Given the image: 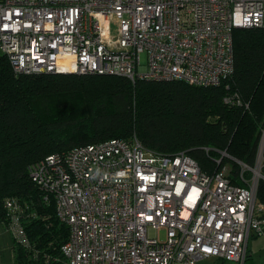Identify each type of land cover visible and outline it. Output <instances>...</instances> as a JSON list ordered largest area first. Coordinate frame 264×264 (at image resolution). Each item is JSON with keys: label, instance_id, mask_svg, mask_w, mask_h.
Returning a JSON list of instances; mask_svg holds the SVG:
<instances>
[{"label": "built area", "instance_id": "built-area-1", "mask_svg": "<svg viewBox=\"0 0 264 264\" xmlns=\"http://www.w3.org/2000/svg\"><path fill=\"white\" fill-rule=\"evenodd\" d=\"M240 29H264V0H0V52L16 75L218 87L235 72L234 32ZM225 103L241 100L234 94ZM225 157L208 174L185 152H154L133 138L76 147L32 166L33 182L45 202L54 199L69 230L52 262L198 264L217 258L244 264L251 237L264 235V206L257 203L258 182L244 178L256 170L232 159L246 187L236 185L233 166H221ZM5 207L6 229L32 249L22 223L26 208L18 200Z\"/></svg>", "mask_w": 264, "mask_h": 264}, {"label": "trees", "instance_id": "trees-1", "mask_svg": "<svg viewBox=\"0 0 264 264\" xmlns=\"http://www.w3.org/2000/svg\"><path fill=\"white\" fill-rule=\"evenodd\" d=\"M235 72L218 87L201 88L184 81H154L117 76L16 75L0 52V221L7 228L6 201L26 209L22 223L33 245L14 241L18 264H61L69 237L55 201L30 176L32 166L55 154L110 140L137 138L147 149L185 152L202 171L215 172L226 152L256 169L262 151L264 176V29L234 32ZM237 94L241 105L226 104ZM233 166L232 181L246 187ZM220 166V167H221ZM247 170L246 180L253 178ZM264 206V178L257 188ZM250 261V263H249ZM248 250L244 264H252Z\"/></svg>", "mask_w": 264, "mask_h": 264}, {"label": "rangeland", "instance_id": "rangeland-1", "mask_svg": "<svg viewBox=\"0 0 264 264\" xmlns=\"http://www.w3.org/2000/svg\"><path fill=\"white\" fill-rule=\"evenodd\" d=\"M141 62H142L143 67L147 66V54L146 53H143L141 55ZM263 144H264V141H263ZM261 149L263 151V146L261 147ZM223 154H226V153H223ZM230 157H225L224 159H228L230 161H232V159H235L232 156ZM255 170H256V174L254 173L253 178L256 182H259L260 179L264 178V176L262 175V156H261V163L256 167ZM160 237L162 240H164L165 232H161ZM248 246H249V252L250 253L253 252L252 264H264V235L257 236V237L252 236L251 239L249 240ZM12 252L13 251L11 250L10 246H7L5 248L2 247L0 249V264H18L15 261V258ZM198 264H235V263H232L229 261H222L217 258H210V259L202 260Z\"/></svg>", "mask_w": 264, "mask_h": 264}, {"label": "crops", "instance_id": "crops-1", "mask_svg": "<svg viewBox=\"0 0 264 264\" xmlns=\"http://www.w3.org/2000/svg\"><path fill=\"white\" fill-rule=\"evenodd\" d=\"M10 246L11 250L13 251V255L15 258V254H14V239L13 236L11 235V233L6 229L5 224H3L0 221V249L2 247H7ZM248 250H249V246H248ZM251 258L253 255V252L250 253Z\"/></svg>", "mask_w": 264, "mask_h": 264}]
</instances>
